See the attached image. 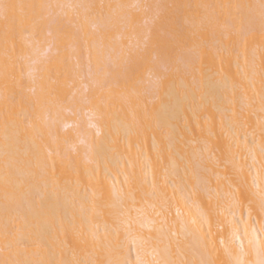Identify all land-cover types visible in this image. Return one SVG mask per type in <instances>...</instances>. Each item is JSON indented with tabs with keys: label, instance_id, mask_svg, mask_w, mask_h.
<instances>
[{
	"label": "bare ground",
	"instance_id": "1",
	"mask_svg": "<svg viewBox=\"0 0 264 264\" xmlns=\"http://www.w3.org/2000/svg\"><path fill=\"white\" fill-rule=\"evenodd\" d=\"M0 264H264V0H0Z\"/></svg>",
	"mask_w": 264,
	"mask_h": 264
},
{
	"label": "snow or ice",
	"instance_id": "2",
	"mask_svg": "<svg viewBox=\"0 0 264 264\" xmlns=\"http://www.w3.org/2000/svg\"><path fill=\"white\" fill-rule=\"evenodd\" d=\"M10 7L11 6L8 5V4L0 5V9H3V11H4L5 14H7V12H8V10H9Z\"/></svg>",
	"mask_w": 264,
	"mask_h": 264
}]
</instances>
